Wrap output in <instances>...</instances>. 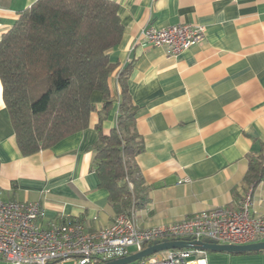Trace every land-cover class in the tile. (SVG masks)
Segmentation results:
<instances>
[{
	"label": "crops",
	"instance_id": "obj_1",
	"mask_svg": "<svg viewBox=\"0 0 264 264\" xmlns=\"http://www.w3.org/2000/svg\"><path fill=\"white\" fill-rule=\"evenodd\" d=\"M37 0H0V40L22 10ZM124 25L109 51L112 104L101 91L87 128L49 148L23 155L3 97L0 79V198L39 202L43 226L81 220L87 231L118 215L94 168L96 127L117 124L119 74L137 107L136 129L145 149L136 161L148 189L135 210L141 227L181 220L205 209L234 205L251 192L264 217V180L248 186V155L264 144V0H114ZM205 26L203 39L177 56L141 37L147 26ZM209 264H264V251L208 256Z\"/></svg>",
	"mask_w": 264,
	"mask_h": 264
},
{
	"label": "trees",
	"instance_id": "obj_2",
	"mask_svg": "<svg viewBox=\"0 0 264 264\" xmlns=\"http://www.w3.org/2000/svg\"><path fill=\"white\" fill-rule=\"evenodd\" d=\"M119 9L114 0H37L3 34L0 79L23 155L49 148L87 128L95 110L94 91L102 92L103 109L109 110L115 66L109 51L124 33ZM126 71L119 74L117 124L105 133L102 114L96 125L99 138L92 146L99 185L108 190L117 214L141 208L149 199V187L136 161L145 142L136 129L137 107L128 91ZM262 180L264 144L259 152L248 155L244 176L252 187Z\"/></svg>",
	"mask_w": 264,
	"mask_h": 264
},
{
	"label": "built area",
	"instance_id": "obj_3",
	"mask_svg": "<svg viewBox=\"0 0 264 264\" xmlns=\"http://www.w3.org/2000/svg\"><path fill=\"white\" fill-rule=\"evenodd\" d=\"M205 26L179 23L147 26L141 37L154 46H164L177 56L204 37ZM251 192L234 205L205 209L181 220L141 227L135 210L116 216L108 226L87 231L85 224L69 218L40 224L39 202L0 198V260L6 264H102L139 252L155 240L190 237L221 244H249L264 240V217L253 209ZM134 247L135 252L130 248ZM131 264H209L207 251L192 248L161 250Z\"/></svg>",
	"mask_w": 264,
	"mask_h": 264
},
{
	"label": "water",
	"instance_id": "obj_4",
	"mask_svg": "<svg viewBox=\"0 0 264 264\" xmlns=\"http://www.w3.org/2000/svg\"><path fill=\"white\" fill-rule=\"evenodd\" d=\"M183 248H192L211 252H226L230 254H242L245 252L264 250V240L242 245L221 244L210 239L194 240L190 237H184L182 239L175 240H155L152 244H149L148 247L139 252L123 257H117L102 264H131L161 250Z\"/></svg>",
	"mask_w": 264,
	"mask_h": 264
},
{
	"label": "rangeland",
	"instance_id": "obj_5",
	"mask_svg": "<svg viewBox=\"0 0 264 264\" xmlns=\"http://www.w3.org/2000/svg\"><path fill=\"white\" fill-rule=\"evenodd\" d=\"M131 252H135V248H130ZM223 254V252H208L207 255L212 257L213 255H220ZM0 264H6L5 261L0 260ZM63 264H74L73 261H65Z\"/></svg>",
	"mask_w": 264,
	"mask_h": 264
}]
</instances>
